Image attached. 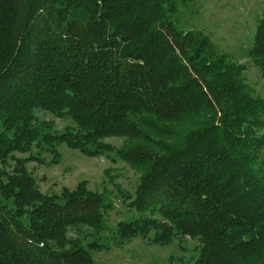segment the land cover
Segmentation results:
<instances>
[{
    "label": "trees",
    "instance_id": "trees-1",
    "mask_svg": "<svg viewBox=\"0 0 264 264\" xmlns=\"http://www.w3.org/2000/svg\"><path fill=\"white\" fill-rule=\"evenodd\" d=\"M178 11V0H0V264H96L104 193L42 192L25 165L42 161L33 147L57 162L62 144L141 172L120 239L188 237L193 264H264V98ZM248 52L264 69V16ZM37 109L75 125L56 132ZM15 153L29 156L9 169Z\"/></svg>",
    "mask_w": 264,
    "mask_h": 264
},
{
    "label": "rangeland",
    "instance_id": "rangeland-1",
    "mask_svg": "<svg viewBox=\"0 0 264 264\" xmlns=\"http://www.w3.org/2000/svg\"><path fill=\"white\" fill-rule=\"evenodd\" d=\"M178 23L184 30H202L210 36L220 53H226L236 63L245 67L244 76L256 95L264 98V69L256 66L249 56L254 42L257 24L264 16V0H178ZM40 120H53L54 131L61 132L75 124L71 117H56L46 110L37 109ZM106 141L119 146L120 138ZM60 157L51 162L52 155L37 147L32 154L42 161L26 162L27 169L36 178L45 193L71 191L83 184L89 191L104 193L111 206L104 210L105 229L101 232L104 247L92 250L96 264H193L198 252L197 241L186 237L181 246L178 239L169 244H158L151 237L136 235L120 239L118 223L131 221L138 215L131 209L124 195L134 194L140 182L141 172L113 153L87 156L66 144L60 146ZM16 156V157H15ZM9 169L18 161L26 160L28 153H15ZM72 238L87 243L91 231L86 228L69 230ZM120 239V240H119Z\"/></svg>",
    "mask_w": 264,
    "mask_h": 264
}]
</instances>
